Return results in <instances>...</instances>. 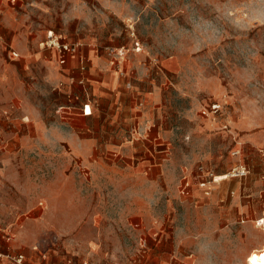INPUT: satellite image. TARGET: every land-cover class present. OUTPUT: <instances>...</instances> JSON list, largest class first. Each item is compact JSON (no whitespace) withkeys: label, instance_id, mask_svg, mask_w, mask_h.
<instances>
[{"label":"rangeland","instance_id":"obj_1","mask_svg":"<svg viewBox=\"0 0 264 264\" xmlns=\"http://www.w3.org/2000/svg\"><path fill=\"white\" fill-rule=\"evenodd\" d=\"M4 3L0 17L9 10L11 18L31 21L37 30L49 28L77 49V39L91 38L108 58L104 47L123 49L125 62L136 55L140 70L116 71L124 76V88L157 95L147 131L156 132L159 142L165 141L158 147L168 143L170 151L148 192L152 213L166 211L168 201L177 212L180 200L199 193L223 197L225 203L237 200L230 213L215 205L218 222L212 234L184 245L187 250L176 253L180 264H247L252 250L264 249V222L255 224L264 219V0ZM15 46L22 47V39ZM0 60V232L12 238L22 223V244H31L48 260L56 245L81 246L100 238L108 248L100 251L92 243L91 264L94 259L135 264L147 237L139 235L137 252L109 250L125 238L109 234L119 220H102L107 221L102 227L90 217L95 209L113 216L130 205L112 200L114 192L129 191L134 178L83 168L61 137L72 125L85 128L67 119L82 101L92 102L85 74L61 85L48 80L40 61L24 62L18 53L0 54ZM28 112L39 119L32 121ZM235 149L240 153L232 155ZM240 167L247 169L244 177L225 175ZM101 184L105 202L98 201L95 189ZM248 245L252 250L244 255Z\"/></svg>","mask_w":264,"mask_h":264},{"label":"crops","instance_id":"obj_2","mask_svg":"<svg viewBox=\"0 0 264 264\" xmlns=\"http://www.w3.org/2000/svg\"><path fill=\"white\" fill-rule=\"evenodd\" d=\"M3 5H5L4 0H0V7ZM2 14L0 54H11L12 52L7 50L10 48L14 50V54H22L24 62L28 59L40 61L48 80L61 85L68 83L71 76L85 74V87L91 93L92 102H88L91 113L90 115L82 113L81 106L87 102L82 101L78 107L79 111L69 112L68 115L71 117L67 119L74 122L81 121L85 128L75 129L71 124L72 129L61 135L70 153L74 159H77L78 165L89 171L106 169L120 172L123 177L131 175L130 177L134 178L131 189L114 192L112 200L130 205L113 216L108 215L104 210L95 209L91 212V219H99L100 223L103 222L102 227L107 224V221L102 220H119L118 224L110 228L109 234L125 238L123 243L119 240L109 250L123 251L129 248L137 252L141 247L139 235L144 239L143 235H145L147 240L144 255L136 260L135 264H180L176 253L179 250L186 251L184 245L212 234L218 222L215 205L223 204L226 208L224 212L230 213L235 210L237 200H229L225 203L223 197L212 195L203 197L199 193L193 195L191 199L180 200L181 208L177 212L171 210V202L168 201L166 211L159 214L152 213L149 205L152 200L148 192L155 186L154 173L164 170L167 166L168 152H170L168 143L166 148L165 145L162 148L158 147L165 141L159 142L160 137L156 132L147 131L149 125L153 123L151 119L154 115L153 108L157 95L137 86L133 91L124 88L121 84L124 76H118L117 71L110 65L105 51L97 50L98 43L95 39H77L80 48L76 53L68 55L64 64H59L55 47L44 46L48 44L47 33L51 29L37 30L31 21L11 18L9 10L3 11ZM54 34V39L65 42L66 37L61 38L62 36L56 32ZM20 39H22V47L15 46ZM82 61L87 63L85 72L79 68ZM138 62L135 55L122 67L125 70L135 68L140 70ZM2 65V72L5 74L7 66L4 62ZM28 116L35 122L39 119L36 112H28ZM107 156H110V161H105ZM114 185L117 186L118 183ZM103 187L106 186L101 184L95 187L99 192L97 194L99 202L107 201L105 196L101 197V192H104ZM102 227L101 233H103ZM96 230L99 232L100 228ZM12 236L7 238L5 232H0V252L24 253L28 264H83L85 261L91 264L88 255L92 243L96 248L102 247L100 251L108 248L107 241L102 242L100 238L88 239L81 246L71 242L67 245H56L51 260H48L44 259L41 253L33 251L36 249L31 247V244H22V223ZM180 244L183 247H180ZM242 249L244 255L252 250L250 245ZM64 252L66 256L62 255ZM0 264L15 263L2 257ZM92 264H108V261L94 259Z\"/></svg>","mask_w":264,"mask_h":264},{"label":"built area","instance_id":"obj_3","mask_svg":"<svg viewBox=\"0 0 264 264\" xmlns=\"http://www.w3.org/2000/svg\"><path fill=\"white\" fill-rule=\"evenodd\" d=\"M54 32L53 31H48L47 33V41H48V46L51 47H55L56 49V59L58 61L59 64H63L66 61V58L68 55H72L74 53H76L77 51V44H71L69 45L66 42H60L58 39H54ZM105 50H107L109 52V62L110 65L117 71H119V73L123 74L124 69H123V64L125 62L124 60V50L121 48H116V47H104ZM13 55H15L14 53H11ZM86 67H87V63L86 61H82L81 65L79 66L80 70H82L83 72L86 71ZM82 83V81H80ZM127 87L130 86V83L126 84ZM82 109V113L84 115H90L91 113V108L88 102H85L82 104L81 106ZM240 150L239 149H235L232 151V155H236L239 154ZM247 173V169L244 167H240V168H234L231 170V172L225 174L226 176H230V177H244ZM187 185V184H186ZM201 186H203L206 190H207V186L205 182H201L200 183ZM264 222L263 218H259L255 221L256 225H262ZM262 254V253H261ZM5 257L8 260L14 262L15 264H28L27 263V259H25V257L22 254H10V253H4V252H0V258ZM83 264H88L87 261H85ZM116 264V263H113Z\"/></svg>","mask_w":264,"mask_h":264},{"label":"bare ground","instance_id":"obj_4","mask_svg":"<svg viewBox=\"0 0 264 264\" xmlns=\"http://www.w3.org/2000/svg\"><path fill=\"white\" fill-rule=\"evenodd\" d=\"M246 262L247 264H264V249L258 250L257 248L252 250Z\"/></svg>","mask_w":264,"mask_h":264}]
</instances>
